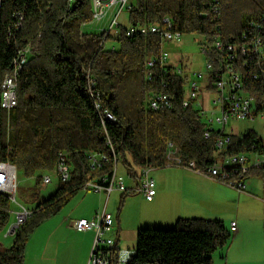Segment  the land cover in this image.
<instances>
[{"label": "trees", "instance_id": "16d2710c", "mask_svg": "<svg viewBox=\"0 0 264 264\" xmlns=\"http://www.w3.org/2000/svg\"><path fill=\"white\" fill-rule=\"evenodd\" d=\"M214 6V0H132L126 12L132 28H163L168 19L184 36H205L208 46L215 35L225 44L249 41L258 34L251 24L260 26L264 41V0H220V17L214 15ZM92 21L93 0H0V81L11 71L18 52L32 48L20 76L19 104L9 116L0 114V161L13 164L25 178L38 176L40 182L55 171L63 155L71 173L68 182L31 210L12 244L0 246V264H25L27 245L45 221L58 215L87 182L111 179L115 164L109 141L118 164L122 162L134 179L140 170L171 165L166 158L169 143L175 144L184 162L193 161L204 170L217 157L264 154V140L255 132L236 138L207 124L196 102L184 106L187 76L176 74L173 66L146 67V61L160 55L158 35L128 37L122 27L105 38ZM241 62L237 70L245 91L255 99L257 118L264 114V63ZM90 81L115 122L102 125ZM161 94L171 97L172 108L155 111L150 101ZM207 131L210 139H205ZM222 136L231 137V143L216 156ZM93 155H105L108 162L93 170ZM126 196L127 192L122 198ZM11 210L8 199L0 196V234L10 224ZM231 239L220 220L181 219L169 229L143 228L128 264H213L212 255Z\"/></svg>", "mask_w": 264, "mask_h": 264}, {"label": "built area", "instance_id": "2783aa9c", "mask_svg": "<svg viewBox=\"0 0 264 264\" xmlns=\"http://www.w3.org/2000/svg\"><path fill=\"white\" fill-rule=\"evenodd\" d=\"M214 15H222L220 0H214ZM132 0H93V21L91 25L95 30L105 35V38L111 34L120 32L122 25L120 23L121 15L130 10ZM105 21V22H104ZM104 22V23H103ZM164 27L157 25L143 26L140 28H126V35L134 37L141 35H158L162 42L160 55L146 61L147 68L155 66L167 67L170 56L164 51V44L169 42H181L183 34L176 32L170 20L163 21ZM258 34H255L249 41L242 44H225L219 35L213 37L210 46H204L202 53L207 57L206 73L197 72L188 77L183 68L174 67V71L179 76H187L188 92L184 101V106L188 107L193 102L202 110L201 114L206 117V111L200 105L199 99L202 90L206 87L215 92L213 106L218 117L207 124L217 125L225 130L230 120H254L255 119V99L251 97L244 89L241 73L237 70V65L241 64L243 59L256 60L260 64L264 63V41L259 34L260 26L251 24ZM245 39L248 40L247 36ZM102 44H105L104 42ZM32 53L30 46L20 50L13 62L12 69L3 76L0 81V114L6 113L8 116L19 104L18 89L20 76L28 64ZM261 75L264 77V66L260 67ZM174 72V73H175ZM89 74V73H87ZM215 76V77H214ZM255 78L258 79L256 76ZM95 83L90 81V90L95 109L100 117L103 126L107 122H115V116L100 104V94L94 90ZM153 110L159 111L172 108V99L169 95L161 94L150 101ZM1 116V115H0ZM205 119V118H204ZM8 134L11 131L9 120L7 122ZM211 133H205V139H210ZM231 143V137L222 136L216 143V156L225 152ZM112 150L115 164L111 179H103L102 182L90 181L84 185L83 190L94 191L95 193H105L107 198L115 191L125 193L126 187L122 182H117L118 156L116 151L108 143ZM264 148V143H263ZM264 153V152H263ZM166 158L171 165L190 170L197 174H204L219 181L239 192L246 191V180L254 171L264 172V154L253 153L239 154L235 156L217 157L215 163L207 170L198 168L193 161L184 162L180 156L179 150L174 143H169L166 152ZM92 169L102 167L103 162H108L105 155L91 157ZM61 183H66L71 179V173L66 167L65 156L60 155L57 167L55 169ZM43 183L49 185L51 177L43 176ZM138 188L135 192L142 194L147 200H153L156 195V186L150 176L149 169H143L138 172ZM19 190V179L17 168L9 163L0 161V196L8 199L10 204L20 206L17 202ZM21 210L16 214V223L11 226L7 236L15 235L17 229L24 224L32 215V211L20 206ZM12 214V210L10 211ZM115 226L114 216L106 211V207L92 220L80 219L73 223L72 228L78 233H95V241L91 251L88 264H128L136 255L135 250H121L118 248V240L113 236ZM237 230L236 224H232V233Z\"/></svg>", "mask_w": 264, "mask_h": 264}, {"label": "crops", "instance_id": "0c3cea01", "mask_svg": "<svg viewBox=\"0 0 264 264\" xmlns=\"http://www.w3.org/2000/svg\"><path fill=\"white\" fill-rule=\"evenodd\" d=\"M169 65L176 67L171 60ZM185 73L188 75L186 69ZM150 176L156 186L153 200H147L142 194L135 192L139 183L130 176L135 184L131 188L125 186L127 196L124 199V193L120 196L122 209L114 217L113 232L118 240V249L135 250L126 243L133 238V246L136 248L140 229H169L175 227L181 219L220 220L230 232L235 223L237 230L232 236V247L241 239H255L264 245V175L252 172L246 180L245 192H239L207 175L174 165L161 170H150ZM129 191L132 193H128ZM89 196L93 198L89 199ZM110 197L112 194L107 198L105 193L82 196L72 206L75 208L66 210L62 215L61 211L45 221L37 230L35 238H40L42 242L37 248L31 241L27 245L25 264H88L95 233H78L72 225L80 219L92 220L105 207L107 211ZM114 199L117 200L118 195ZM71 235L74 236L73 239L61 240V236ZM261 254L264 258L263 252Z\"/></svg>", "mask_w": 264, "mask_h": 264}, {"label": "rangeland", "instance_id": "374dc122", "mask_svg": "<svg viewBox=\"0 0 264 264\" xmlns=\"http://www.w3.org/2000/svg\"><path fill=\"white\" fill-rule=\"evenodd\" d=\"M105 22V21H104ZM103 22V23H104ZM120 23L124 28H130L129 15L128 12H124L120 17ZM208 46V42L205 36L202 35H185L183 36L181 42H169L164 44V51L167 52L170 56L172 63L176 64V67L183 68L185 67L188 72V77H192L194 73L204 72L206 73L207 57L202 53V48ZM184 69V71H185ZM216 94L208 88L202 90L201 97L199 99L200 105L203 106L206 111L205 121L211 122L214 121L218 114L215 113L213 106V99ZM215 129L219 127L213 124ZM226 132L230 135L235 136L236 138H241L246 135L249 131L255 132L260 138L264 140V114L258 115L254 120H237L231 119L229 125L225 128ZM117 182H122L127 188L134 186L135 182L132 180L125 168V166L120 162L117 166ZM51 177V183L45 185L43 179L38 182L37 177L34 178H25L21 174H18L19 179V190L17 194V202L20 206L27 208L28 210H33L40 202L47 200L51 195H53L59 188L61 184L57 172L53 171L46 174ZM123 192L115 190L112 193L107 204V212L112 214L114 217L118 216L119 210L121 208L120 196ZM128 193H132L129 191ZM137 194H140L136 192ZM91 194H98L94 191L82 190L79 192L78 196L68 204L61 212H67L70 208H75L76 200L80 199L82 196H87ZM118 195V199L115 200V196ZM107 196V195H106ZM92 196H89V199H92ZM20 206H12V214L10 224L6 229L0 234V244L4 245V248L9 247L12 244V236H7L12 225L16 223V214L20 212ZM60 214V213H59ZM227 224V223H226ZM228 226V224H227ZM160 229V228H156ZM168 229V228H161ZM232 233V232H231ZM38 232L36 231L30 241L33 246L37 248V245L42 242L41 239H35ZM234 236V233H232ZM74 236L69 237L61 236V240H71ZM234 238V237H233ZM29 241V242H30ZM134 239L130 238L126 243L129 248H134L133 246ZM226 247L217 250L213 255V264H264V258L262 257L261 252L264 254V245L261 241H256L255 239H250L246 241L241 239L238 244H235L233 247L234 239L230 240ZM135 245V244H134ZM126 249V248H124ZM123 249V250H124Z\"/></svg>", "mask_w": 264, "mask_h": 264}]
</instances>
